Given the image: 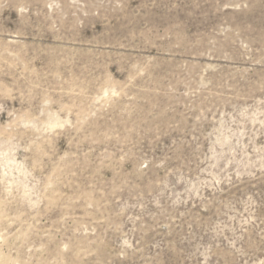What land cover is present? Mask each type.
Instances as JSON below:
<instances>
[{"label":"rangeland","instance_id":"obj_1","mask_svg":"<svg viewBox=\"0 0 264 264\" xmlns=\"http://www.w3.org/2000/svg\"><path fill=\"white\" fill-rule=\"evenodd\" d=\"M0 264H264V0H0Z\"/></svg>","mask_w":264,"mask_h":264}]
</instances>
